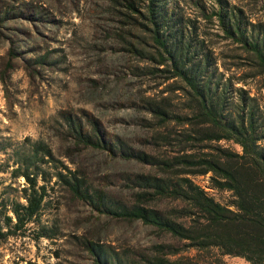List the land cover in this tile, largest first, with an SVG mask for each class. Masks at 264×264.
<instances>
[{
	"label": "rangeland",
	"instance_id": "rangeland-1",
	"mask_svg": "<svg viewBox=\"0 0 264 264\" xmlns=\"http://www.w3.org/2000/svg\"><path fill=\"white\" fill-rule=\"evenodd\" d=\"M166 1L197 27L225 77L246 71L241 66L244 55L221 37L214 20L207 22L199 14L194 0ZM196 1L206 12L216 7L214 0ZM224 1L241 9L252 23H264L263 0ZM129 43L151 50L147 35L111 0H0V217L3 205L22 202L23 180L11 178L9 172L15 162L26 161L32 143L47 145L56 159L34 162L50 178L45 202L36 224L0 241V264H91L85 240L122 259L146 252L152 242L168 241L138 222L102 215L51 178L54 171L67 179L72 173L85 181L89 193L97 189L103 199L125 200L130 193L126 178L149 171L81 139L92 122L106 141L148 152L151 146L145 141L153 128L142 101L169 96L176 109L180 107V93L164 92L174 81L150 73L152 62L129 52ZM263 76L236 85L258 96L262 105ZM192 180L215 201H229V193L208 188V175ZM178 256L199 264H248L215 250L188 249Z\"/></svg>",
	"mask_w": 264,
	"mask_h": 264
},
{
	"label": "trees",
	"instance_id": "trees-1",
	"mask_svg": "<svg viewBox=\"0 0 264 264\" xmlns=\"http://www.w3.org/2000/svg\"><path fill=\"white\" fill-rule=\"evenodd\" d=\"M111 2L121 6L147 35L149 45H145L151 50L129 43V52L152 62L150 73L174 81L164 92L180 93L182 103L177 110L169 96L142 101L153 128L145 141L151 146L148 152L106 141L92 122L88 133L81 135L83 143L104 148L120 161L148 167L147 173L126 178L129 198L103 199L102 191L89 193L83 188L85 181L71 172L68 179L61 171L52 173L54 184L65 185L73 197L102 215L138 222L168 240L152 242L146 252L125 259L85 240L91 264H199L178 256L188 249L215 250L217 255L242 258L248 264H264V105L243 87L249 77L264 75V23H252L241 9L224 0H214L216 7L209 12L193 1L199 14L207 22L214 20L221 37L244 55L246 63L241 66L246 71L239 77H225L197 27L175 13L168 1ZM260 90H264V76ZM32 145L26 161L15 162L10 169L11 178L23 180L22 202L3 205L0 241L39 220L50 178L34 162L56 159L47 145L39 141ZM206 175L208 188L229 193V201H215L192 180ZM38 237L51 238L46 233Z\"/></svg>",
	"mask_w": 264,
	"mask_h": 264
}]
</instances>
